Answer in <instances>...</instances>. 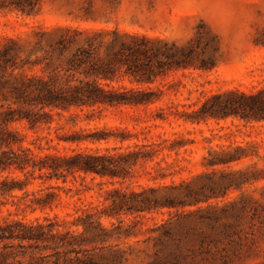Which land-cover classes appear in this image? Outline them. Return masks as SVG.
Listing matches in <instances>:
<instances>
[{
	"label": "trees",
	"instance_id": "16d2710c",
	"mask_svg": "<svg viewBox=\"0 0 264 264\" xmlns=\"http://www.w3.org/2000/svg\"><path fill=\"white\" fill-rule=\"evenodd\" d=\"M15 3L30 13L20 2ZM209 35L217 38L200 26L195 36L182 44L118 27L58 25L39 31L30 46L19 38H8L0 47V198L18 197L21 191L26 207L52 208L62 200L61 191L80 194L92 190L89 177L92 181L97 177L125 180L133 175L135 166L154 160L157 146L166 143L170 150L182 147L184 144L177 138L159 135L161 141L135 143L125 151L115 147L113 152L109 147L90 144L112 138L125 142L137 135L121 128L93 130L80 123H89L106 110L149 108L171 92L180 91L183 82L176 77L170 79L177 72L215 68L220 46L217 43L207 55L209 41L205 36ZM170 115L197 124L229 117L261 122L264 87L213 94L192 112L180 110L171 102L167 108L158 109L155 119L168 120ZM24 121L32 129L46 127L49 133L54 129L56 137H38L31 142L34 147L25 145V138L13 126ZM233 150L215 151L209 165L227 164L251 155L240 145ZM5 172L8 175H3ZM70 179L81 181L80 185L68 186ZM36 181L38 188L30 189ZM98 184L102 186V182ZM184 187L186 191L181 192ZM187 188L188 183L183 181L179 185L143 187L140 191L106 189V202L83 209L72 221L77 229L58 214L46 217V222H0V264H97L92 251L103 248L99 244H104L115 230L107 227L103 218H120L122 214L144 218L145 213L163 212L166 208L169 216L156 222L154 231L162 230L160 238L174 239L170 226L183 214L193 212L182 209L201 202ZM253 203L244 205L243 213L252 211V218L260 217L264 205L257 199Z\"/></svg>",
	"mask_w": 264,
	"mask_h": 264
},
{
	"label": "rangeland",
	"instance_id": "374dc122",
	"mask_svg": "<svg viewBox=\"0 0 264 264\" xmlns=\"http://www.w3.org/2000/svg\"><path fill=\"white\" fill-rule=\"evenodd\" d=\"M17 1L30 13L17 8ZM58 25L118 27L182 44L188 43L203 26L217 36H205V41H209L207 55L219 43L217 66L177 72L170 79L176 77L183 82L180 91L171 92L149 108L106 110L95 120L80 123L93 130L121 128L137 135L125 142L112 138L90 144L109 147L113 152L115 147L125 151L135 143L161 141L159 135L177 138L184 144L182 147L170 150L166 143L157 146L154 160L135 166L133 175L125 180L97 177L92 181L89 177L92 190L80 194L61 191L62 200L52 208L26 207L21 191L17 192L21 198L2 197L0 202L5 203H0V222H46V217L58 214L77 229L72 221L83 209L106 202V189L140 191L143 187L186 181L187 189L193 190L201 202L182 209L193 212L183 214L170 226L174 239L164 240L160 238L162 230L154 231L155 223L169 216L166 208L163 212L145 213L144 218L137 214L104 217L103 223L115 230L112 237L99 244L103 248L92 251L96 263L264 264V211L260 217L252 218V211L244 214L242 210L244 205H254V199L264 205V121L229 117L197 124L173 115L168 120L155 119L158 109L167 108L171 102L178 104L180 110L192 112L213 94L264 87V0H0V47L11 37L30 46L39 31ZM13 126L28 146L34 147L31 142L38 137H56L54 129L50 133L46 127L32 129L26 121ZM41 143L47 145L45 139ZM238 145L251 155L227 164L209 165L215 151L233 152ZM71 180L68 186L80 185L81 181ZM38 186L36 181L29 188ZM180 191H186V187Z\"/></svg>",
	"mask_w": 264,
	"mask_h": 264
}]
</instances>
